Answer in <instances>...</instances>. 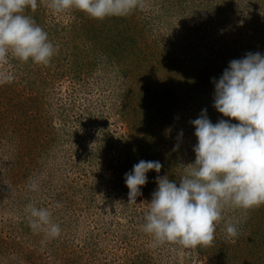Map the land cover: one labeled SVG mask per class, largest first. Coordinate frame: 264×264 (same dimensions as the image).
Here are the masks:
<instances>
[{
  "label": "rangeland",
  "instance_id": "obj_1",
  "mask_svg": "<svg viewBox=\"0 0 264 264\" xmlns=\"http://www.w3.org/2000/svg\"><path fill=\"white\" fill-rule=\"evenodd\" d=\"M37 3L39 26L58 53L48 65L11 53L0 59V264H264V205L225 206L214 242L192 251L157 241L141 227L157 176L179 182L183 165L195 161L190 121L206 109L214 124L239 123L214 108L213 81L230 61L264 55V0H142L131 14L102 21L76 10L53 13L48 0ZM83 21L107 25L99 44L90 40L94 29L70 31ZM121 29L138 45L151 42L152 65L137 67L136 56L126 58L123 36L107 46L106 37ZM155 67L160 78L146 82L155 94L151 103L136 70ZM128 71L136 72L134 83ZM148 120L149 130L141 125ZM140 160L163 167L147 173L142 195L129 204L125 174ZM29 203L52 212L59 237L29 227ZM228 221L238 237L227 236Z\"/></svg>",
  "mask_w": 264,
  "mask_h": 264
},
{
  "label": "clouds",
  "instance_id": "obj_2",
  "mask_svg": "<svg viewBox=\"0 0 264 264\" xmlns=\"http://www.w3.org/2000/svg\"><path fill=\"white\" fill-rule=\"evenodd\" d=\"M47 7L53 13L76 10L102 21L131 14L142 7V0H48ZM37 8V0H0V59L11 53L22 62L48 65L58 53L48 33L26 14ZM213 83L214 108L239 123L221 119L214 124L206 109L190 121L197 139L194 163L183 165L179 182L158 175V187L147 203L141 227L157 241L210 246L225 206L252 210L264 205V55L249 52L230 61ZM162 167L160 161L140 160L125 174L129 204L142 195L147 173L159 174ZM29 187L37 189L35 183ZM25 212L34 232L60 236L61 227L48 208L29 203ZM224 228L229 238L238 237L236 223L228 221Z\"/></svg>",
  "mask_w": 264,
  "mask_h": 264
},
{
  "label": "trees",
  "instance_id": "obj_3",
  "mask_svg": "<svg viewBox=\"0 0 264 264\" xmlns=\"http://www.w3.org/2000/svg\"><path fill=\"white\" fill-rule=\"evenodd\" d=\"M37 11V10H36ZM36 11L35 12H32L30 9L27 11V13L26 14H28V15H30V16H32L34 19H35V21H36V23L39 25V20H38V15H37V13H36ZM84 16H85V18H89L86 14H84V13H82ZM87 16V17H86ZM91 22V21H90ZM89 22V23H90ZM85 24H87V25H85ZM105 23H103L102 25L103 26H98L97 28L96 27H94V26H91L90 24H88L86 21H83L82 23H80V24H76V25H74V27H72L71 28V30L70 31H75V32H81V31H84V32H86L87 34H89L91 31H93V29H94V32L96 33L94 36H93V38H91L90 40H92L93 42H94V44L96 43V41H97V37H99V36H101L102 35V33L103 32H105L107 29V25L105 26L104 25ZM71 27V26H70ZM130 28V27H129ZM128 30L127 29H121L120 30V33L118 32V30H117V35L116 34H112V35H110V36H107L106 38L107 39H109L110 38V40L109 41H107V46H112L111 44H112V40H114L115 38H113V37H117V36H123V38H124V40L122 39V41H123V43L124 42H126L125 44H126V46H127V48L125 47L124 49H126V55H125V57L126 58H129V59H131L133 56L135 57H137L138 58V60H137V62L139 63V65L137 66V67H142V66H145V67H149L150 65H152V64H150V61L151 62H154V59H149L150 58V56L152 55V53L150 52V53H147L148 51H149V44L151 43V42H147V41H145V42H143L142 44H143V46L140 44V45H138L137 43H136V40H134V38H130V37H128V35H126V34H129V33H126ZM130 31H132V29L130 28ZM137 34L138 35H140L141 36V38L143 37V36H145V33H144V31H142V32H137ZM97 35H99V36H97ZM129 40L131 41V42H129ZM80 43L81 42H83L84 41V39L83 38H80L79 40H78ZM119 43H121V41H118ZM66 45H72V44H74L72 41H70V40H68V41H66V43H65ZM96 44H99V43H96ZM151 45V44H150ZM60 46V45H59ZM152 46V45H151ZM150 46V47H151ZM155 49V48H154ZM155 51V50H154ZM75 52H76V50H75ZM68 57L72 60V59H74V60H77L76 59V56L74 55L75 53H73V52H70V51H68ZM124 57V58H125ZM153 57L157 60V61H161L160 59L161 58H159V57H156V56H154L153 55ZM125 58V59H126ZM158 58V59H157ZM211 64H212V62H210ZM83 66V65H82ZM80 67H81V65H80ZM151 68H152V66H151ZM137 71V73L139 72V78H140V82H141V90H142V94H143V96H145V98H146V100H149V101H151V103H154L155 102V94H154V91H153V89H151L152 87L151 86H149L146 82H149V80L151 79V78H156V79H159L160 77H159V71H160V69H158V68H156L155 67V69H152V70H149L148 69V71H149V73L148 72H143V71H139L138 69L136 70ZM135 73L136 72H133V71H128L127 72V74H129L128 75V77L130 78V82L131 83H134V79H135V77H136V75H135ZM144 73V74H143ZM136 81V80H135ZM168 84H164V89H163V94L165 93H168ZM175 95H176V93H175ZM176 97H178L177 95H176ZM123 105V104H122ZM123 107H124V105H123ZM125 108V107H124ZM147 122V124H144V123H141V125L143 124V127L145 128V129H148L149 130V128H151V125H148V123L150 122L149 120L148 121H146ZM131 133H134V131L132 130V132ZM110 209H112V211L111 212H113L114 211V207L113 206H111L110 207ZM186 250H190V251H192L193 249L192 248H187Z\"/></svg>",
  "mask_w": 264,
  "mask_h": 264
}]
</instances>
